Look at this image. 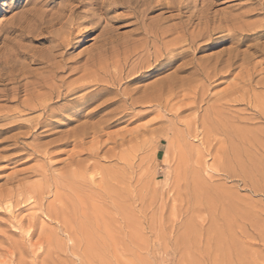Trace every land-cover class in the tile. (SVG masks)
Segmentation results:
<instances>
[{"label": "rangeland", "instance_id": "1", "mask_svg": "<svg viewBox=\"0 0 264 264\" xmlns=\"http://www.w3.org/2000/svg\"><path fill=\"white\" fill-rule=\"evenodd\" d=\"M206 1L242 28L196 57L223 63L245 38L249 63L195 80L182 59L130 71L176 11L120 5L97 21L77 2L62 17L63 0H0V264H264V55L248 49L264 37L245 35L264 30V0ZM172 75L166 106L129 107Z\"/></svg>", "mask_w": 264, "mask_h": 264}, {"label": "bare ground", "instance_id": "2", "mask_svg": "<svg viewBox=\"0 0 264 264\" xmlns=\"http://www.w3.org/2000/svg\"><path fill=\"white\" fill-rule=\"evenodd\" d=\"M64 2H66L65 4H63V8H61L59 12L60 16H62L63 12L65 11V9L68 7H74L73 5L69 6V2H77V8L79 7H86L87 11H90V14L93 16L94 19H97V21H101V20H105V18L103 17V15L105 16L110 10H112L115 7H118L120 5H124L126 8L131 9L134 11V9H137L139 7H142L141 10L139 11V13L142 16H145L146 12H149V10H154L155 8H163L165 9V12H174L176 11V17L179 19V21L175 24L172 25H167L165 27H159L155 26L157 22H155V28L151 30H147L146 34L149 35L150 37H152V48H153V52H152V61H149V56H151V54H147L145 57H147L148 59H144V57L142 59L145 60V62H143L140 58V60L142 61V63L140 62V64L138 63V65L135 64L133 65L135 67V69L131 70V68L133 66L130 67V71L132 74L138 73L139 70L144 69V68H149L152 67V69H149L148 72H146V74H151L152 72H154L155 68L157 66H159V68H157V70H162L165 67L171 65L175 60L178 59H182L181 64L178 66L179 70H183V71H188V70H192L190 73V77H192V75H196L199 76L198 79H200V75H202L204 78H212V77H222L224 76V74H226L227 72L229 73L232 66H237L238 64H235L238 60H239V55H242V62H244L243 64L246 65V60H248V56L249 53L245 52H239L237 46L242 42L241 40L243 39H238L236 41H234V46L230 49H228L227 51V57L225 58V60L223 61V63H221V58L219 59L216 56H212L213 54L211 53L207 58H199L196 57L195 53H199L202 52V50H204L207 45H209L210 41L213 42L212 40V35L214 33L217 32H223L221 33L219 36L220 38H222L223 40H227V39H231L232 36H236L237 34H240L238 31H241L240 29L242 28L239 25H235L234 23L229 25L227 23L223 24V22L220 20L218 23H215L216 20H214L210 14L211 11V7L213 5L212 2H207L206 0H157L156 2L154 0H63ZM200 5L199 8H197V6ZM65 7V8H64ZM76 8V7H74ZM70 11V10H69ZM62 14V15H61ZM173 14V13H172ZM59 16V15H58ZM59 16V17H60ZM63 17V16H62ZM145 18V17H143ZM185 18V19H182ZM216 18V17H215ZM91 19V18H90ZM41 20V18H40ZM69 21H67V23L69 25H72L75 23L74 19H68ZM38 21V20H37ZM39 22V21H38ZM227 22V21H225ZM150 25V24H149ZM148 25V26H149ZM263 26V25H262ZM263 28V27H262ZM71 29V28H70ZM253 29V33L251 34H245L247 36V38L251 36L252 39H255L254 41H256V39H260L262 37H264V30L260 29V30H254ZM218 30V31H217ZM44 28H40L38 34H41L42 32H44ZM151 33V34H149ZM149 36L147 38H149ZM240 36V35H238ZM237 36V37H238ZM253 36V37H252ZM244 37V36H243ZM214 38V37H213ZM234 38V37H233ZM245 39V38H244ZM243 39V40H244ZM148 40V39H147ZM234 40V39H233ZM247 40V39H246ZM261 40V39H260ZM231 41V40H230ZM245 41V40H244ZM83 42V41H81ZM225 42V41H224ZM258 42V40H257ZM147 41H145V46L146 47ZM256 43V42H255ZM254 43V44H255ZM252 45L251 47H248V49H253L254 52H261L264 55V42L263 43H256L255 45ZM151 45V44H150ZM239 47V46H238ZM142 48V47H141ZM149 47L147 46V49ZM151 48V49H152ZM150 51V50H149ZM152 51V50H151ZM244 51V50H243ZM128 52V51H127ZM250 52V51H249ZM151 53V52H150ZM130 54V53H129ZM146 54V52H145ZM128 55V54H125ZM124 55V56H125ZM214 55H218L219 54H214ZM222 55V54H221ZM255 54H253L254 56ZM131 56V55H130ZM226 56V55H225ZM126 57V56H125ZM129 57V56H128ZM127 57V58H128ZM213 57H216L214 60V62L210 63L208 62L210 59L212 60ZM221 57V56H220ZM224 57V56H222ZM123 58V57H122ZM121 58V59H122ZM126 58V59H127ZM137 58V59H139ZM218 58V59H217ZM253 58V57H252ZM125 59V58H124ZM129 59V58H128ZM123 60V59H122ZM210 60V61H211ZM38 61V60H37ZM163 61V62H162ZM123 62V61H122ZM246 62V63H245ZM39 63V61H38ZM42 63V61L40 62ZM124 63V62H123ZM249 63V60H248ZM116 64V63H115ZM124 65V64H123ZM127 65V64H126ZM254 65V64H253ZM233 66V67H234ZM235 68V67H234ZM238 68V67H237ZM239 68H241L239 66ZM238 71L236 72H239ZM246 67H243V70ZM251 68V67H250ZM123 69V68H122ZM252 69V68H251ZM147 70V69H145ZM248 70V68H247ZM143 71V70H142ZM251 70L249 69V72ZM141 72V71H140ZM176 72V70H175ZM178 72V71H177ZM176 72V74H177ZM242 72V70H241ZM240 72V73H241ZM247 73H249L248 71H245ZM253 72V71H252ZM119 73V72H118ZM143 73V72H142ZM141 73V74H142ZM145 73V72H144ZM227 73V74H228ZM244 72L241 73V75ZM108 74V73H107ZM130 74V73H129ZM140 74V73H139ZM172 74V73H171ZM238 74V73H235ZM246 74V73H245ZM252 74V73H250ZM98 75V74H96ZM136 75V74H135ZM234 75V73H233ZM239 75V74H238ZM249 75V74H248ZM89 76V75H88ZM173 76V75H172ZM175 76V75H174ZM173 76V79L175 78ZM244 76V74H243ZM252 76V75H250ZM90 77V76H89ZM103 77V76H102ZM189 77V76H188ZM195 77V76H194ZM249 77V76H248ZM253 77V76H252ZM115 78V77H114ZM245 78V77H244ZM85 79V78H84ZM101 79V78H100ZM99 79V80H100ZM116 79V78H115ZM164 79V77H163ZM167 81H164L166 80ZM166 79H164L161 82L159 80L158 85L153 88V92L152 94H148V96L146 97H140L138 96V98L136 99H129V107L135 105V104H150L151 103H155V101L158 103V105H161L162 103L166 106L169 102V98L172 96L174 90L178 89L176 86V88L174 89V85L173 82L176 83V79H174V81H172L173 79H168L166 77ZM190 79V78H189ZM202 79V78H201ZM214 79V78H213ZM218 79V78H217ZM234 79V78H233ZM238 79V78H237ZM250 79V77H249ZM96 80V79H95ZM181 80V79H179ZM184 79H182L180 82H182ZM196 80V77H195ZM209 80V79H208ZM216 80V79H214ZM232 80V79H231ZM248 80V79H247ZM91 81V80H90ZM102 81V80H101ZM112 81V80H111ZM116 81V80H115ZM187 81V80H186ZM198 81V80H197ZM203 81V79H202ZM245 81V80H244ZM262 81V80H261ZM96 82V81H95ZM99 82V81H98ZM104 82V81H103ZM113 82V81H112ZM195 82V81H194ZM234 82V81H233ZM237 82V81H236ZM109 83V82H108ZM178 80H177V84H178ZM238 83V82H237ZM258 83V82H257ZM86 84V83H85ZM89 84V83H88ZM87 84V85H88ZM93 84V83H92ZM239 84V83H238ZM251 84V83H250ZM91 85V84H90ZM183 84H181L182 86ZM259 85V84H258ZM51 86V85H50ZM83 86V85H82ZM95 86V87H94ZM140 86V85H139ZM185 86V85H184ZM239 86V85H238ZM52 87V86H51ZM76 87V86H75ZM94 88H92V90L89 92H95V91H105L108 90V87L104 84H100V83H94L93 85ZM183 87V86H182ZM188 87V86H187ZM195 87V86H194ZM193 87V88H194ZM50 88V87H49ZM91 88V86H90ZM151 88V89H152ZM190 88V87H189ZM52 89V88H51ZM75 89V88H74ZM150 89V90H151ZM185 89V88H184ZM187 89V88H186ZM188 90V89H187ZM186 90V91H187ZM72 91V89H71ZM52 92V90H51ZM88 92V91H87ZM151 92V91H150ZM179 92V91H178ZM182 92V91H181ZM185 92V91H184ZM188 92V91H187ZM131 93V92H130ZM194 93V92H193ZM176 94V92H175ZM48 95V94H47ZM52 95V94H51ZM49 94V96H51ZM85 95V94H84ZM83 95V96H84ZM125 95V94H124ZM129 92H128V97H129ZM35 97V96H34ZM128 97L121 99L120 101L122 105H127V99ZM140 97V98H139ZM130 98H132V96H130ZM39 99V98H38ZM79 99L83 100V97ZM85 99V97H84ZM161 99H163L165 102H162L160 104ZM106 100V99H105ZM40 101V100H39ZM49 101V99H48ZM51 101V100H50ZM171 101V99H170ZM156 103V104H157ZM36 104V103H35ZM155 104V105H156ZM163 105V106H164ZM170 105V104H169ZM38 106H42L43 108H46L45 105H42L41 103ZM140 106V105H139ZM37 107V106H36ZM157 107V106H156ZM170 107V106H169ZM127 108V107H126ZM164 108V107H163ZM162 108V109H163ZM171 108V107H170ZM125 109V108H124ZM128 109V108H127ZM126 110V109H125ZM116 114V115H115ZM115 114L113 113V116L110 117V121L109 120H105L106 123L103 122L102 120V124H112L115 122H119L126 114L122 113L121 111H117L115 112ZM112 115V114H111ZM107 118V117H106ZM96 124V123H95ZM101 124L98 123L97 126L95 127H100ZM106 126V125H105ZM108 126V125H107ZM92 127V125H91ZM94 127L93 133L95 135V131L96 128ZM104 127V126H103ZM102 128V126L100 127ZM100 128L98 129L100 131ZM85 130H89L85 128ZM98 131V132H99ZM80 132V131H79ZM85 131H81V135L78 133V135L80 136H84V135H88V132ZM96 131V133H98ZM101 132V131H100ZM99 132V133H100ZM82 133L84 135H82ZM91 133V130H90ZM77 136V133L75 134ZM75 136V137H76ZM96 136V135H95ZM93 136V137H95ZM85 137V136H84ZM82 137V138H84ZM85 139V138H84ZM75 140L77 141L78 139L75 138ZM81 140V139H80ZM83 141V140H82ZM80 141V142H82ZM93 141V140H92ZM74 143H76L75 141H73ZM78 142V141H77ZM80 145V143H77ZM76 152V151H75ZM77 154V153H76ZM10 205V204H9ZM8 205V206H9Z\"/></svg>", "mask_w": 264, "mask_h": 264}]
</instances>
